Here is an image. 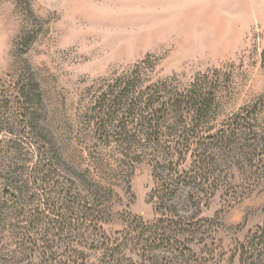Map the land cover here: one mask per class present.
<instances>
[{"label": "rangeland", "instance_id": "rangeland-1", "mask_svg": "<svg viewBox=\"0 0 264 264\" xmlns=\"http://www.w3.org/2000/svg\"><path fill=\"white\" fill-rule=\"evenodd\" d=\"M5 12L0 264H264V0Z\"/></svg>", "mask_w": 264, "mask_h": 264}, {"label": "clouds", "instance_id": "clouds-1", "mask_svg": "<svg viewBox=\"0 0 264 264\" xmlns=\"http://www.w3.org/2000/svg\"><path fill=\"white\" fill-rule=\"evenodd\" d=\"M26 27L27 24L22 15L5 12L0 15V42L15 38Z\"/></svg>", "mask_w": 264, "mask_h": 264}, {"label": "trees", "instance_id": "trees-1", "mask_svg": "<svg viewBox=\"0 0 264 264\" xmlns=\"http://www.w3.org/2000/svg\"><path fill=\"white\" fill-rule=\"evenodd\" d=\"M122 96H123V91L122 92L120 91V93H118L116 95H113V97H114V99H113L114 106L116 105L115 104L116 102H117V104L120 102V99L122 98Z\"/></svg>", "mask_w": 264, "mask_h": 264}]
</instances>
